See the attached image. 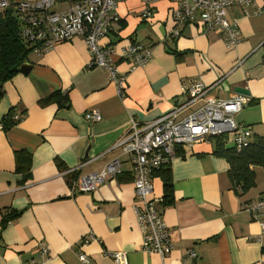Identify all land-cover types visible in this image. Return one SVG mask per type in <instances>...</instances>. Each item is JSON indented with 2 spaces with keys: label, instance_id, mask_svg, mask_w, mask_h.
<instances>
[{
  "label": "crops",
  "instance_id": "0c3cea01",
  "mask_svg": "<svg viewBox=\"0 0 264 264\" xmlns=\"http://www.w3.org/2000/svg\"><path fill=\"white\" fill-rule=\"evenodd\" d=\"M263 1L255 0V6L262 7ZM144 7L142 0L119 3L118 20L99 41L126 75L123 96L106 70L88 68L91 57L81 37L44 54L30 52L25 61L30 71L3 85L0 119L15 108L19 121L6 132L0 129V223L10 211L19 214L0 225V264H114L107 252H124L128 264H264V231L243 209L264 194L262 168L253 167L254 186L242 194L230 182L226 160L213 155V142L176 147V158L165 166L172 204H161L157 175L150 192L160 200L155 207L172 247L161 259L141 250L132 165L115 147L128 132L130 119L139 126L157 120L185 102L182 85L197 81L211 87L203 101L246 91L248 101L235 120L248 128L251 139L264 137V11L259 16L252 7L246 9L247 16L240 7L227 11L240 33V43L227 50L219 35L203 34L196 24L185 25L175 35L171 2L155 3L150 20L141 17ZM128 45L150 52L143 66L131 70L129 62L120 59ZM54 92L67 97L65 107L38 105ZM91 111L100 115L98 123L84 119ZM224 137L225 146L232 147ZM20 150L31 157V178L23 185L13 162V153ZM113 159L121 162L119 176L90 194L72 191L73 181ZM78 167L77 174L63 175ZM81 254L86 263L80 261Z\"/></svg>",
  "mask_w": 264,
  "mask_h": 264
},
{
  "label": "built area",
  "instance_id": "2783aa9c",
  "mask_svg": "<svg viewBox=\"0 0 264 264\" xmlns=\"http://www.w3.org/2000/svg\"><path fill=\"white\" fill-rule=\"evenodd\" d=\"M124 0H0V13L10 12L19 27V36L37 55L49 52L55 45L75 37L83 38L91 60L88 68H102L108 72L110 81L116 86L119 96H123L125 74L118 71L111 59V52L103 48L99 41L118 18L116 8ZM162 0H142L144 10L141 17L152 18V6ZM171 2L170 18L174 25V34L187 24H196L203 34L219 35L227 50L234 49L240 43V33L235 21L227 17L232 7L253 8V15L264 11L255 6V0H165ZM264 54V52H263ZM120 59L129 62L130 69L143 66L150 52L138 45H128L120 51ZM211 87L200 81L181 86L185 102L174 107L157 120L139 126L130 119L128 132L116 143L122 155L128 156L132 165L134 198L140 207L134 206L136 221L142 234L141 250L155 254L161 259L171 251L169 231L164 224L155 204L160 200L150 196L154 173L167 166L176 158V147H192L197 143L211 141L214 137L226 136L236 152L246 148L251 140L248 128L239 124L235 116L246 105L245 95L234 94L228 99H207L205 95ZM184 116L180 119V117ZM89 123L101 120L96 111L84 113ZM19 119L18 115L14 116ZM79 167L65 170L63 175L77 174ZM121 174V162L113 159L101 170L80 176L72 182V191L81 194L93 193L106 180ZM264 231V194L256 201L243 206ZM86 243V241H84ZM83 242V243H84ZM42 255L47 249L41 247ZM114 264H128L124 252H107ZM195 258L193 252H188ZM86 263L85 255H79ZM29 264H37L31 261Z\"/></svg>",
  "mask_w": 264,
  "mask_h": 264
},
{
  "label": "trees",
  "instance_id": "16d2710c",
  "mask_svg": "<svg viewBox=\"0 0 264 264\" xmlns=\"http://www.w3.org/2000/svg\"><path fill=\"white\" fill-rule=\"evenodd\" d=\"M30 49L23 44L19 36V27L16 19L10 12L0 13V100L3 97V85L19 74L20 66L25 63ZM56 104L62 108L68 104L65 95L54 92L46 98L40 100L38 105L46 107ZM15 108H10L7 113L0 119V129L4 132L15 126L19 119H15ZM213 155L223 158L229 165V179L233 184L235 192L239 190L242 194L254 186L253 167H260L264 171V137L253 136L249 145L239 152L232 147L225 146V137H214ZM14 173L21 177L20 184L23 185L31 178V157L26 151L20 150L13 153ZM64 171V170H62ZM154 175L160 177L162 182V199L163 206L172 204V184L167 167L157 170ZM71 178L67 183L71 184ZM19 212L10 211L4 215L1 220V227L15 219Z\"/></svg>",
  "mask_w": 264,
  "mask_h": 264
},
{
  "label": "water",
  "instance_id": "95a60500",
  "mask_svg": "<svg viewBox=\"0 0 264 264\" xmlns=\"http://www.w3.org/2000/svg\"><path fill=\"white\" fill-rule=\"evenodd\" d=\"M30 68V65L23 63L19 68V73L27 74L30 71ZM235 92L241 95H247V92L243 89H237ZM84 159H87V154L84 155Z\"/></svg>",
  "mask_w": 264,
  "mask_h": 264
}]
</instances>
